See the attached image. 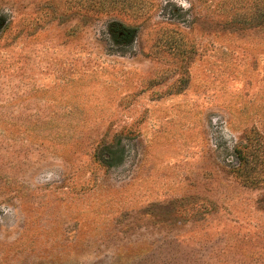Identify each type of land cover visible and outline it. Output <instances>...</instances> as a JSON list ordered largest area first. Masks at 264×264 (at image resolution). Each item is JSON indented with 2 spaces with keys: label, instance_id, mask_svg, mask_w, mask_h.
Returning a JSON list of instances; mask_svg holds the SVG:
<instances>
[{
  "label": "rangeland",
  "instance_id": "374dc122",
  "mask_svg": "<svg viewBox=\"0 0 264 264\" xmlns=\"http://www.w3.org/2000/svg\"><path fill=\"white\" fill-rule=\"evenodd\" d=\"M0 264H264V0H0Z\"/></svg>",
  "mask_w": 264,
  "mask_h": 264
},
{
  "label": "trees",
  "instance_id": "16d2710c",
  "mask_svg": "<svg viewBox=\"0 0 264 264\" xmlns=\"http://www.w3.org/2000/svg\"><path fill=\"white\" fill-rule=\"evenodd\" d=\"M116 32L118 33V31H116ZM116 35H117V34H115L114 37H117ZM122 37L125 38L124 36H122ZM122 37H120V38H122ZM109 150H110V151L107 152V155H108L109 157H113V156H112V155H113L112 149H109ZM245 170H246V164H245L244 159H243L242 162H241V164H240V167H239L238 171L244 173ZM247 183H255V182H247Z\"/></svg>",
  "mask_w": 264,
  "mask_h": 264
}]
</instances>
